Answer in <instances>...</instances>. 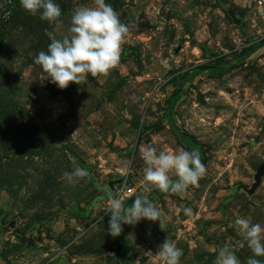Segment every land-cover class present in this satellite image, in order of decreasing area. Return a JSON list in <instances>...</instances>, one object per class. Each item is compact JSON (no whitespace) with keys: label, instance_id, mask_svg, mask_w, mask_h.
<instances>
[{"label":"rangeland","instance_id":"obj_1","mask_svg":"<svg viewBox=\"0 0 264 264\" xmlns=\"http://www.w3.org/2000/svg\"><path fill=\"white\" fill-rule=\"evenodd\" d=\"M55 2L60 24L0 0L14 10L0 26V264H163L166 238L181 264H214L223 245L246 264L233 221L264 226V177L252 196L236 193L264 163V0H106L129 28L120 60L65 89L34 57L70 35L73 10L93 0ZM148 145L197 151L205 175L183 197L148 186ZM74 168L87 175L70 185L61 174ZM112 192L126 206L147 195L166 228L141 220L111 237Z\"/></svg>","mask_w":264,"mask_h":264},{"label":"clouds","instance_id":"obj_2","mask_svg":"<svg viewBox=\"0 0 264 264\" xmlns=\"http://www.w3.org/2000/svg\"><path fill=\"white\" fill-rule=\"evenodd\" d=\"M19 4L23 10L38 16L41 21L49 24L61 22V8L55 0H19ZM128 31V26L120 21L111 4L106 0H93V6H81L73 10L68 28L70 35L52 39L47 50L40 51L34 57V63L41 67L46 74L45 78L60 89L67 88L69 83L80 85L88 75H107L118 64L121 45ZM140 155L145 165L144 181L161 192L183 197L188 188L196 186L206 173V167L195 150L157 151L148 145L140 150ZM125 163L126 174L129 170L127 165L131 162ZM170 174H174L175 179ZM61 175L68 184L73 185L82 180L87 172L74 168ZM182 211L186 216L192 215L190 207H184ZM106 213L110 215L107 234L111 237L121 234L122 225L135 226L141 220L158 222L162 231L166 228L164 214L143 193L136 195L130 206H126L120 194L109 193ZM233 224L252 253L246 264H264V260L258 259L264 257V226L240 216L235 217ZM158 255L163 264H181L183 251L176 246L175 241L166 238L158 246ZM214 264L241 262L231 246L223 245L217 251Z\"/></svg>","mask_w":264,"mask_h":264},{"label":"water","instance_id":"obj_3","mask_svg":"<svg viewBox=\"0 0 264 264\" xmlns=\"http://www.w3.org/2000/svg\"><path fill=\"white\" fill-rule=\"evenodd\" d=\"M140 27L147 28L148 26L146 24H143L140 25ZM263 177H264V163L258 168L257 173L254 176V183L252 184L251 189H244L249 196L255 194V192L261 185ZM120 183H122V180H118L117 182H111L110 186L112 187L114 184H120Z\"/></svg>","mask_w":264,"mask_h":264},{"label":"built area","instance_id":"obj_4","mask_svg":"<svg viewBox=\"0 0 264 264\" xmlns=\"http://www.w3.org/2000/svg\"><path fill=\"white\" fill-rule=\"evenodd\" d=\"M10 13H11V8H8L7 4L0 5V25L9 20ZM133 194H134L133 187H127V189L123 190L124 197H130Z\"/></svg>","mask_w":264,"mask_h":264},{"label":"trees","instance_id":"obj_5","mask_svg":"<svg viewBox=\"0 0 264 264\" xmlns=\"http://www.w3.org/2000/svg\"><path fill=\"white\" fill-rule=\"evenodd\" d=\"M13 13H14V10L11 11L10 16H9V19H11V18L13 17ZM255 51H256V48L253 46V47L250 48V50L245 51V52L243 53V55H244V56H250V55H252L253 53H255ZM178 94H179V93L177 92V93H176V96H177ZM185 138H186V137H185ZM186 139L192 141V138L190 139V138L187 137ZM241 190H244V188H242L241 186H237V187H236V193H238V192L241 191Z\"/></svg>","mask_w":264,"mask_h":264}]
</instances>
